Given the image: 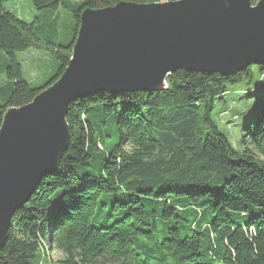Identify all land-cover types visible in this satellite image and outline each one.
I'll list each match as a JSON object with an SVG mask.
<instances>
[{
    "label": "trees",
    "instance_id": "1",
    "mask_svg": "<svg viewBox=\"0 0 264 264\" xmlns=\"http://www.w3.org/2000/svg\"><path fill=\"white\" fill-rule=\"evenodd\" d=\"M122 1L179 0H31L40 13L32 22L0 0V128L8 109L30 104L63 75L82 13ZM29 49L57 60L56 73L35 87L16 57ZM263 83L264 65L229 77L178 70L164 92L99 91L72 101L68 150L15 213L0 264L39 255L50 264H264ZM232 89L251 101L236 117L238 146L212 117Z\"/></svg>",
    "mask_w": 264,
    "mask_h": 264
},
{
    "label": "water",
    "instance_id": "2",
    "mask_svg": "<svg viewBox=\"0 0 264 264\" xmlns=\"http://www.w3.org/2000/svg\"><path fill=\"white\" fill-rule=\"evenodd\" d=\"M264 65V0L122 1L85 10L63 75L0 128V251L15 213L58 171L72 101L99 91L164 92L178 70L233 76Z\"/></svg>",
    "mask_w": 264,
    "mask_h": 264
},
{
    "label": "rangeland",
    "instance_id": "3",
    "mask_svg": "<svg viewBox=\"0 0 264 264\" xmlns=\"http://www.w3.org/2000/svg\"><path fill=\"white\" fill-rule=\"evenodd\" d=\"M4 9L26 22H32L34 18L40 14L34 8L31 0H7L4 4ZM60 13L65 27L72 26L73 17L71 13L64 11ZM16 57L22 65L25 80L34 87L47 81L56 73L57 60L54 55L45 50L29 49L26 52L16 54ZM254 77V81L259 79L256 72H254ZM4 81L5 76H1L0 85L3 84ZM262 85L264 86V83ZM240 90L232 89L231 93L226 98V104L222 105L218 103L212 116L221 132L227 135L237 146L241 137V121L237 120L236 117L241 114V112L247 111L251 102L245 98V94ZM58 257L56 252L51 253V258L55 261ZM30 264L50 263L42 259L39 255L35 260L31 261Z\"/></svg>",
    "mask_w": 264,
    "mask_h": 264
}]
</instances>
